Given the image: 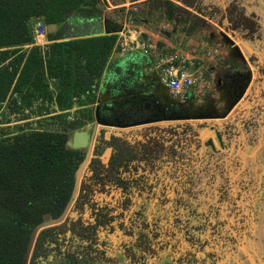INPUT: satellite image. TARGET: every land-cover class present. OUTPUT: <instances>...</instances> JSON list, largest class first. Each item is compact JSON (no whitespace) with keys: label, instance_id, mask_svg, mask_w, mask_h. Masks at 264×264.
Returning a JSON list of instances; mask_svg holds the SVG:
<instances>
[{"label":"trees","instance_id":"obj_1","mask_svg":"<svg viewBox=\"0 0 264 264\" xmlns=\"http://www.w3.org/2000/svg\"><path fill=\"white\" fill-rule=\"evenodd\" d=\"M107 1L0 0V103L8 101L13 105L12 111L21 113L34 102L54 104L56 117L60 119L75 105L83 107L88 105L87 100L96 98L118 39L115 32L103 31V25L109 26V20L104 23V13L108 6L119 7L127 2ZM254 17L244 16L240 23L248 25L249 21H255ZM39 18L46 26L60 27L47 36L50 45L46 48L34 43L30 24ZM253 26L254 30L247 35L252 37V43L259 39L258 25ZM87 27L91 28L88 33L84 32ZM51 81L56 82L54 94L50 92ZM92 86L95 90L91 92ZM84 119L89 124L93 116L89 112ZM76 130L75 124H69L51 130L20 128L10 136H0V264H23L36 226L58 219L64 212L74 191L77 171L86 157L85 150L73 149L68 143L69 135ZM225 134H228L225 129L218 131L221 146H224ZM107 141L110 140L103 136L96 138L97 176L91 181L89 192H85L82 178L76 198L80 202L88 198L91 203H117L118 210L113 214L121 213L120 218L115 215V220L94 226L98 233L95 246L115 239L123 250V247L132 249L135 243L144 242L152 250V254L147 255L163 258L177 243L176 253H187L185 258L203 264H225L232 257H238L230 235L223 234L218 195L223 192L227 170L215 160L217 151L211 139L206 141L209 149L204 164L196 167L165 152L163 155L154 149L145 152L140 142L134 146L141 152L135 154L122 155L112 148L110 171L119 173L124 188L111 195L96 190L99 187L96 179L106 171L98 159L110 146ZM257 155L264 169V147ZM171 161V168L163 171L164 165ZM137 173L141 175L138 177ZM163 173L169 185L178 183L181 188L173 191L169 199L166 192L158 190ZM136 177L139 180L134 184L131 178ZM72 213L76 216L73 219L81 218L85 223L93 221L89 211H74L72 207L70 217ZM122 222L127 224L125 228ZM51 229L54 228L40 232L33 253L50 235ZM125 230L129 233H122ZM153 231L159 232V236H154ZM193 248L198 249V253ZM138 255L141 257L142 253ZM147 255L140 258L145 264ZM132 258L128 256L126 261L136 264ZM159 261V264L164 263Z\"/></svg>","mask_w":264,"mask_h":264},{"label":"rangeland","instance_id":"obj_2","mask_svg":"<svg viewBox=\"0 0 264 264\" xmlns=\"http://www.w3.org/2000/svg\"><path fill=\"white\" fill-rule=\"evenodd\" d=\"M145 1L140 0L142 3L139 5H145ZM175 1L177 2L150 0L147 8L157 13L154 14V17H150L155 21V19L164 18L163 15H165V19H171L175 24L180 23L185 27L197 29L200 35L198 40L203 43V47H200V51L197 53L184 48L167 54L158 53L159 65L156 72L171 56H180L178 58L185 60L184 65L189 67L190 71H198L203 74L205 81L201 84L202 88H197L193 95L186 99L174 98L165 87L156 83L154 74L148 78L139 79L130 65L123 75L120 68L112 67L111 69L110 67L108 71L111 69L109 73L111 76H113L112 72H115L122 77L104 78V84H109V94L113 99H111V105L97 99V96L94 98V96V99H89L87 102L88 104L98 103L97 105H92L84 110L69 111L66 113V117L57 119L58 113H55L54 104L34 102L31 108L24 109L21 113L12 111L13 105L7 101L0 103V136H10L20 128L51 130L58 128L59 125L69 124H75L77 130L74 132H79L87 130L90 125L95 124V139L103 136L104 139L110 140L107 141L110 142L108 144L110 146L100 156L105 162L110 158L112 148L119 153L123 151L124 154L130 152L132 154L133 151L128 147L136 145L139 143V139H145L144 136L147 135L149 138L158 137L159 141L164 142L166 155L185 159V162H189L193 167L204 164L203 160L209 149L206 141L211 139L217 151L214 156L215 160L217 159L218 163L229 172L224 176L225 186L223 192H220L222 194L218 195V201H221L219 210L230 214L227 216L228 218L233 215L231 218L234 220L232 223L234 227L225 220V217H222L223 234L232 236L231 229H233L239 237L241 231L242 235L247 232H245L247 229L243 228L245 221L252 223L253 220H256L257 205L253 204L255 195L254 192L252 195L251 188L260 187L259 201L264 203V169L259 161L253 162L255 153L264 147V51L258 55V58L253 55L247 56V51L244 49L246 42L243 39L244 34L242 36L241 32L246 29L251 33V30H254L255 21L251 20L248 25H243L240 20L245 16V13L247 15L255 14L254 19L256 18L259 28L260 23L264 22V0H182L187 5L194 7L190 10L183 7L181 0ZM197 11L209 16L211 20L197 18ZM131 19L134 23L135 18L131 16ZM32 24L33 22L30 24L33 32ZM108 27L110 30L117 29L119 25L111 23ZM59 28V26H47V36L56 33ZM90 30L91 28L87 27L84 32L88 33ZM47 36L45 39L34 40V43L46 48L42 44ZM214 46H219L222 54H217L218 50L212 51ZM234 47H236L235 51L232 50ZM138 49L146 55H149L151 51L145 42L144 46L140 45ZM247 50L249 51L250 48L247 47ZM224 51L227 53L228 59H226ZM255 53L258 54L259 51ZM240 54H245L246 60L243 62L238 56ZM226 61L230 63V67L224 70L220 66H225L223 62ZM248 78L251 79L247 90L243 97L234 104ZM55 89L56 82L51 81L50 92L54 94ZM154 99L156 102H152ZM146 104L155 113L154 118L161 119V122L155 123L154 121L153 123L152 121L157 119L151 118L148 120L149 122L135 126L143 123L141 120L152 113L151 110H144ZM45 111L50 114H46ZM89 112L93 116V121L86 124L84 115ZM23 116L27 117V120H21L24 118ZM167 117H186L187 119L169 121L166 120ZM97 118L100 122L97 121ZM101 122H104L105 125ZM125 124L131 125V127H123ZM220 129H225V132L228 133L223 135L224 146L220 145L217 135ZM207 130L210 132H206ZM73 133L69 135V145ZM121 141L123 144H120ZM172 163L171 161L170 164L164 165L163 171L169 170L171 168L169 165ZM215 165L214 163L212 166ZM247 169H249L248 173ZM255 172L256 176H253ZM241 174H244V177ZM163 178H165L164 173ZM227 191L228 195H226ZM71 217L76 216L72 213ZM87 217L86 214L85 218ZM100 240L103 241L102 235H100ZM107 241L108 243L101 242L102 244L100 243L98 246L107 249L110 247L107 256L115 259L114 256L118 255L121 250L119 241L115 239ZM176 249L177 243L163 258H157L159 255H147L144 262L159 264V260H162L163 264H203L199 260H188L185 258L187 253H176ZM181 250L183 249L181 248ZM193 250L196 253L199 251L195 248ZM213 257L214 255L211 254L210 258Z\"/></svg>","mask_w":264,"mask_h":264},{"label":"crops","instance_id":"obj_3","mask_svg":"<svg viewBox=\"0 0 264 264\" xmlns=\"http://www.w3.org/2000/svg\"><path fill=\"white\" fill-rule=\"evenodd\" d=\"M149 1L150 0H146L145 5H139L140 3H142L140 2V0L135 1V2H130L128 0L124 5L119 6V7H113V6L106 7L105 14L108 17H110L109 24L111 23L117 24V21H120L121 18H123L126 15L133 16L135 18V21H134L133 26L128 31L127 36L129 37L130 45L128 46L126 51L120 52V53L113 52L109 58L107 68L104 73L103 80L101 82V85L103 86L102 87L100 86L101 89H99L97 93V99H101V101H103L104 103L108 102L111 99L110 98L111 96L109 94V84H104V78H119V77L122 78L119 74H116L115 72H112L113 76L109 74L111 72L112 67L120 68L121 74L123 75L127 67L130 65L132 66L131 67L132 71H134V74L136 75V77L148 78L152 76L151 74H154L155 77L157 78L158 70L156 72V69H158L157 66L159 65V62H158L159 57L157 56L158 53L167 54L168 52H171L174 50H181L180 48L182 49L184 48L185 50L188 49L194 53H197L200 51V47L201 48L203 47V43H201V41L198 40V37H200V35L197 29L185 27L181 25L180 23L175 24V22L171 21V19L170 20L165 19L166 17L165 15H163L164 18H161L159 20L155 19L154 21V19H152L150 16L154 17V14L156 12L149 10V8H147ZM171 1L177 2L175 0H171ZM181 1H178V2H181ZM182 3H183V7L188 10H190V8H194L191 5H187L183 1ZM249 16H252V15L251 14L247 15L245 13V17H249ZM253 16H255V14H253ZM196 17L201 18L203 20H211L209 16L205 14L203 15V13L198 12V11H197ZM256 22L257 21L255 18V24ZM260 24L261 25L259 26L261 28L259 27V36H258L259 39H256L254 43H252L251 41L252 37H247V35H250V33L247 32L248 30H242L241 32L242 36L244 34L243 39L246 42L245 43L246 47L244 46V49L245 51H247V56L249 57L253 55L254 57L258 58V55H260V53L264 51V22H261ZM257 25H258V22H257ZM50 27H53V26H50ZM117 29L114 28L110 30L108 25L107 26L103 25V31L105 33L116 32ZM140 42L147 43L148 47L151 48L149 55L144 54L138 49L139 48L138 44ZM42 45L46 47L50 45V41L48 40V38L45 40V42ZM247 47L250 48L249 51L247 50ZM235 48L236 47L232 48V50L235 51L234 50ZM255 48L257 49L255 50ZM213 50L214 51L218 50L217 54L218 53L222 54L221 51L219 50V46H214L212 48V51ZM258 51H259L258 54L255 53ZM224 53L226 55V59H228L227 53L225 51ZM244 55L245 54L238 55L242 62L246 60V57ZM223 63L225 64V66H220V67L224 68V70L229 69L230 63L227 61ZM110 67L111 69L108 71ZM97 104L98 103H95V104L89 103L88 105L83 106V107L75 105L76 108L74 107L71 111L78 110V109H84V108L91 107L92 105H97ZM220 130L223 131L224 129H220ZM206 132H210V130H207ZM209 138H211V136ZM258 152L259 150L255 153L254 160H253L254 163L259 161V159L257 158ZM248 172H249V169H247V173ZM226 173L228 174L229 172L226 171ZM241 176L244 177V174H241ZM253 176H256V172L253 173ZM263 181H264V177H263ZM259 188H260L259 186L251 188L252 195H253V192L255 195L253 204L257 205V208H256L257 213L255 214L256 220H253L252 223L246 220L245 223L243 224V228L247 229L245 230V232L246 231L247 232L244 235H242L241 234L242 231H241L239 233L240 234L239 237H238V234L236 235L234 233V230L231 229L234 243L236 244L238 243V247H235L238 252V257L237 256L232 257L234 260L229 259L225 261V264H250V263L251 264H264V203L263 202L260 203L259 201L260 200ZM229 206L231 207L232 205H229ZM229 215L230 214H227L225 216V220L230 222V224L233 226L234 225L232 224L234 223V220L232 219L233 215H231L228 218L227 216ZM226 255H228V253H226Z\"/></svg>","mask_w":264,"mask_h":264},{"label":"flooded vegetation","instance_id":"obj_4","mask_svg":"<svg viewBox=\"0 0 264 264\" xmlns=\"http://www.w3.org/2000/svg\"><path fill=\"white\" fill-rule=\"evenodd\" d=\"M140 79V78H139ZM142 79V78H141ZM158 83V82H156ZM112 99V97H111ZM109 100L106 102L108 105L113 100ZM156 102V100H152V102ZM111 105V104H110ZM151 110L149 105L144 106V110ZM152 112V110H151ZM152 114V115H151ZM147 115L143 120V123L136 124L143 125L147 123V121L151 118H154L155 113H151ZM151 116V117H150ZM150 117V118H148ZM157 119V118H154ZM146 121V122H144ZM161 122L160 120L155 121V123ZM163 122V121H162ZM154 123V122H153ZM127 125V124H125ZM124 125V126H125ZM123 126V127H124ZM126 127V126H125ZM131 127V125L127 126ZM145 139H139V142L143 145V151L145 152H152L153 149L161 151V155L164 154V144L163 142L159 141V138L150 137L145 135ZM96 140V139H95ZM123 142L121 141L120 144ZM126 148V147H125ZM130 150L133 151V154L137 153L138 151L141 152L138 146H129ZM86 151V150H85ZM95 151V143L93 146L92 157L86 166V173L83 176V188L85 192H89L91 187L90 183L95 177L97 176V172L95 171V162L96 157L94 156ZM113 152V149H112ZM111 152V153H112ZM116 151H114L115 153ZM122 155H125L124 152H121ZM160 155V156H161ZM158 157L161 159V157ZM111 155L110 158L104 163L101 158L98 159L99 162H102V166L106 171L101 175L100 179H96L98 183V190L100 193H104L105 195H111V193L123 190L124 184L119 176V173L110 171V162H111ZM178 159V158H176ZM145 172L141 173L144 174ZM137 173V176L141 175ZM131 178L134 184H137L139 178ZM179 184L174 183L169 185L168 182L165 181V178L160 179V183H158V190H162V192H166L167 199H169L173 193V191H178L181 188L178 186ZM167 190V191H166ZM85 199L83 202L75 200L72 204L73 210H80L83 213L89 211L90 216L93 217V221L88 220V223H85L84 220L81 218H71L70 212L72 207L69 209L68 215L65 221L62 224L57 226H53L50 228V235L46 236V239L43 240L42 245L39 248L35 249L33 253L30 263L29 264H129L126 259L133 257L135 258L136 264H145L143 263L140 258L146 256L147 254H152V250L149 244L146 243H135L134 246L131 248L123 247V250H120L118 255L114 256L115 259L108 257V250L109 248H100L95 246L98 240V233H96L94 226L98 224H105L107 221L111 222L115 220L116 217L120 218L121 213L113 214V212L117 209V203H104V202H96L91 203L88 198ZM227 204V202H226ZM227 214L221 211V217H225ZM124 228L126 227V223L122 222L121 224ZM122 233L128 234L126 230ZM154 236H159V232L156 231L152 232ZM232 241L234 239L230 236ZM161 250L163 246H158ZM235 247H238V243L235 244ZM138 252H141L142 255H138ZM132 258V261H134ZM206 260V259H204ZM133 264V263H131ZM167 264V263H165Z\"/></svg>","mask_w":264,"mask_h":264},{"label":"built area","instance_id":"obj_5","mask_svg":"<svg viewBox=\"0 0 264 264\" xmlns=\"http://www.w3.org/2000/svg\"><path fill=\"white\" fill-rule=\"evenodd\" d=\"M104 13V23L109 20ZM113 21V20H112ZM119 28L115 32L118 35V39L115 45L114 52L120 53L125 52L128 46L130 45L128 31L133 26V21L130 15H126L121 18L120 21H117ZM47 36V26L42 18L36 19L33 22V37L34 40L40 38L45 39ZM40 45V44H35ZM139 46H144V43L138 44ZM180 56L175 55L171 56L166 63L160 66L157 73V82L158 84L165 87L169 94L174 98L186 99L188 96L193 95L197 88L201 87V84L204 80L203 74L198 71H190L189 67L185 66V60H180ZM177 62V64H175ZM202 88V87H201ZM95 90V86H92L91 92ZM88 92L87 94H89ZM78 99H75L77 101Z\"/></svg>","mask_w":264,"mask_h":264},{"label":"water","instance_id":"obj_6","mask_svg":"<svg viewBox=\"0 0 264 264\" xmlns=\"http://www.w3.org/2000/svg\"><path fill=\"white\" fill-rule=\"evenodd\" d=\"M103 1L105 3H108L107 0H103ZM250 79L251 78L247 79L243 89L241 90L239 97L237 98V101L234 104H236L243 97V95H244L245 91L247 90L248 85L250 83ZM179 119H187V118L186 117H184V118L167 117L166 118V120H169V121H174V120H179ZM157 120H161V119H157ZM157 120H153L152 122L157 121ZM97 121L100 122L99 118H97ZM147 122H149V121H147ZM101 123L103 125H105L104 122H101ZM125 126L127 127L129 125H125ZM95 129H96L95 125H92V126L88 127L87 130H82V131L73 133V135L71 137L70 146L73 149L86 150V157H85V160L82 162V164L80 165V167L77 171L76 180H75V187H74L72 197H71L69 203L67 204L64 212L62 213V215L58 219H52V220L45 221V222L39 224L38 226H36V228L33 230L31 237H30V240H29V243H28L26 253H25L23 264H29L30 263V260H31L32 254H33V249H34L36 240H37L40 232L43 231L44 229L62 224L65 221V219L68 215L69 209L72 207V204L75 202V200L78 196L83 172H84L86 166L88 165V163L92 157L94 139H95V135H96Z\"/></svg>","mask_w":264,"mask_h":264}]
</instances>
